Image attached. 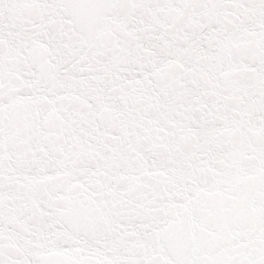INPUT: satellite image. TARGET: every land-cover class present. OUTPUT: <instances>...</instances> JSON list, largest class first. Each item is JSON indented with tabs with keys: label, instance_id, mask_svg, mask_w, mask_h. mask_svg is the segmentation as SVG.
Segmentation results:
<instances>
[{
	"label": "snow or ice",
	"instance_id": "6c2138e0",
	"mask_svg": "<svg viewBox=\"0 0 264 264\" xmlns=\"http://www.w3.org/2000/svg\"><path fill=\"white\" fill-rule=\"evenodd\" d=\"M0 264H264V0H0Z\"/></svg>",
	"mask_w": 264,
	"mask_h": 264
}]
</instances>
